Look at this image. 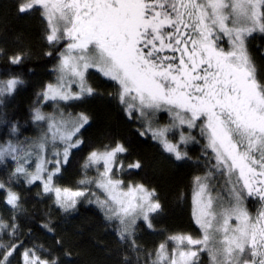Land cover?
I'll return each mask as SVG.
<instances>
[{"label":"snow or ice","instance_id":"1","mask_svg":"<svg viewBox=\"0 0 264 264\" xmlns=\"http://www.w3.org/2000/svg\"><path fill=\"white\" fill-rule=\"evenodd\" d=\"M17 11H39L48 44L64 41L66 46L58 54L56 81L37 93L57 110H32V122L46 123L47 129L30 143H0V162L10 158L15 163L9 180H0L4 203L20 211V194L10 182L21 177L29 185L40 182L65 211L74 209L95 184L104 194L95 202L107 220L118 222L119 239L140 251L134 239L137 222L154 230L152 218L162 205L155 189L129 183L125 190L124 181L114 179L117 172L142 167L139 160L127 169L122 161L117 166L119 155L128 151L122 143L103 144L88 153L82 167H95L98 175L77 181L83 190L54 183L73 151L84 144L79 137L90 122L85 113L65 114L58 106L96 95L87 79L89 70H95L116 86L129 119L138 114L146 121L140 135L150 132L175 160L190 159L181 148L199 142L191 134L197 128L205 140L206 171L193 178L192 217L201 235H168L154 259L152 252L147 254V264H200L204 252L210 264H264V79L248 49L256 32L264 34V0H29L18 3ZM23 59L21 54L9 57L13 65ZM23 84L17 75L0 79V103ZM161 112L168 113L170 122L153 127L150 118ZM177 132L178 139H169ZM16 133L13 125L11 134ZM217 177L224 183L213 195ZM249 200L260 204L255 215L246 207ZM9 228L15 237V223L0 219V230ZM20 247L22 243L0 244V264H10ZM21 256L22 264H58L43 258L36 247ZM125 264H130L127 258Z\"/></svg>","mask_w":264,"mask_h":264},{"label":"trees","instance_id":"2","mask_svg":"<svg viewBox=\"0 0 264 264\" xmlns=\"http://www.w3.org/2000/svg\"><path fill=\"white\" fill-rule=\"evenodd\" d=\"M28 2L0 0V79L17 75L24 80V84L12 96L0 103L1 143L9 139L30 143L43 131L42 124L32 122V110L38 106L46 114L57 110L53 102H44L37 93L56 79L54 66L66 42L54 46L48 44L45 39L46 25L39 11L18 13V3ZM224 46L227 47L226 40ZM248 49L260 78L264 79V34L256 32L248 40ZM49 52L52 55H46ZM17 54L23 55L24 59L20 64L13 65L9 57ZM87 79L96 90V95L67 104L61 102L58 106L65 114L83 112L90 122L79 137L84 144L73 151L55 184L80 188L77 181L86 178L90 171L82 167L88 153L103 144L115 146L119 142L128 151L119 155L118 162L122 161L127 169L129 164L139 160L142 167L116 174L124 183H140L148 189H155L162 211L152 218L154 230L148 229L142 221L137 223L134 239L140 251L135 252L129 242H122L117 236L118 222L107 220L97 207L78 202L74 209L64 211L55 205L51 193L43 192L40 182L29 185L23 177L14 179L10 186L20 194V211L14 212L7 206L3 193H0V219L16 225L15 237L9 235L10 228L0 230V244L10 246L12 243H22V247L9 258L10 264H22L21 254L33 247L39 250L43 258L56 260L58 264H125V258L130 264H147V254L152 252L154 259L156 247L168 235L187 233L198 237L200 234L192 217L193 178L206 171L202 156L205 140L201 138L199 129L191 133L199 142H189L181 148L187 151L190 159L177 161L164 152L150 132L145 136L140 135L145 131L146 122L138 118V114L129 119L124 111L125 106L120 104L117 97V88L111 81L102 78L95 70H89ZM151 119L158 126L170 121L167 112L157 113ZM13 125L17 127L15 135L11 134ZM178 134H169V139H178ZM14 167L15 163L10 158L0 162V180L8 181ZM212 183L216 186L213 192L216 195L224 178L217 177ZM246 207L255 215L260 204L256 200H249ZM200 264H210L207 252L201 254Z\"/></svg>","mask_w":264,"mask_h":264},{"label":"rangeland","instance_id":"3","mask_svg":"<svg viewBox=\"0 0 264 264\" xmlns=\"http://www.w3.org/2000/svg\"><path fill=\"white\" fill-rule=\"evenodd\" d=\"M45 25H46V23H45ZM45 36H46V31H45ZM65 48V47H64ZM58 63H59V59H58V61H57V63L55 64V66H54V72H55V75H56V78H57V75H58V73H57V71H55V69L57 68V65H58ZM56 81V79L54 80V82ZM53 82V83H54ZM74 90H76V89H74ZM43 99V98H42ZM40 104V103H39ZM39 107V106H38ZM151 119V118H150ZM142 120H144V119H142ZM145 121V120H144ZM154 121V120H153ZM146 122V121H145ZM170 121H168V123H169ZM157 123V122H156ZM155 123V121H154V123H153V127H157L158 126V123L156 124ZM42 127H43V131H45L46 129H47V125H46V123L45 124H42ZM41 135V134H40ZM39 135V136H40ZM39 136H37V137H39ZM36 137V138H37ZM178 138H179V134H178ZM35 139V138H34ZM1 143V142H0ZM3 143V142H2ZM117 166H119V162L117 161ZM34 168H35V162H33L32 163V168L30 169V171H32V170H34ZM90 171L88 172V174L85 176L86 178H90V179H95V178H97V175H98V173H97V169L95 168V167H93V168H91V169H89ZM100 170L102 171L103 169H102V166H101V168H100ZM59 175V174H58ZM58 177V176H57ZM57 177L55 178V180L57 179ZM83 179H85V178H83ZM114 179H120V177H118V175L116 174L115 176H114ZM121 180V179H120ZM54 183H55V181H54ZM125 184V190H126V186L129 184V183H124ZM56 186H58L57 184H56ZM59 187H61V186H59ZM62 187H64V186H62ZM67 188H70V187H67ZM70 189H73V190H77V189H79V190H83V187H80V188H70ZM88 192L90 193L89 195H86L85 197H82V198H79L78 199V201H77V203L78 202H83V203H86V204H91V205H93V206H95V207H97L103 214H104V216L106 217V211L105 210H103L100 206H99V204L98 203H96L95 201H96V199H97V197H99V199H101V200H103L104 199V194L100 191V190H98L97 188H96V186H95V184H92L89 188H88ZM91 193H95V195H92ZM51 195L53 196V200H54V202H55V195H54V193H51ZM76 203V204H77ZM55 205L57 206V207H59L60 209H62L60 206H58L56 203H55ZM224 206H227L226 204L224 205ZM192 208H193V202H192ZM62 210H64V209H62ZM65 211V210H64ZM69 211V210H68ZM139 222V221H138ZM137 222V223H138ZM233 223V226H235V221H233L232 222ZM197 226V225H196ZM198 227V226H197ZM200 235H201V232H200V234H199V236L197 237H194V238H199L200 237ZM171 248H172V245L170 246V248H169V251H171ZM155 258V257H154Z\"/></svg>","mask_w":264,"mask_h":264}]
</instances>
